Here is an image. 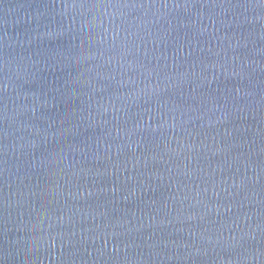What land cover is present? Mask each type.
<instances>
[{"label":"water","instance_id":"obj_1","mask_svg":"<svg viewBox=\"0 0 264 264\" xmlns=\"http://www.w3.org/2000/svg\"><path fill=\"white\" fill-rule=\"evenodd\" d=\"M0 264H264V0H0Z\"/></svg>","mask_w":264,"mask_h":264}]
</instances>
